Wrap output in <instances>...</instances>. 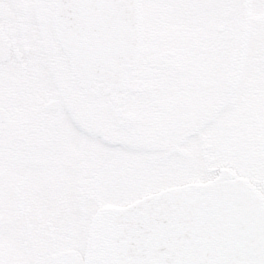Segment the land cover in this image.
<instances>
[{
	"label": "snow or ice",
	"instance_id": "obj_1",
	"mask_svg": "<svg viewBox=\"0 0 264 264\" xmlns=\"http://www.w3.org/2000/svg\"><path fill=\"white\" fill-rule=\"evenodd\" d=\"M189 178L191 239L114 242L105 203ZM0 264H264V0H0Z\"/></svg>",
	"mask_w": 264,
	"mask_h": 264
},
{
	"label": "water",
	"instance_id": "obj_2",
	"mask_svg": "<svg viewBox=\"0 0 264 264\" xmlns=\"http://www.w3.org/2000/svg\"><path fill=\"white\" fill-rule=\"evenodd\" d=\"M180 186L148 194L122 208L108 207L117 213L112 222L114 242L117 244L123 242L128 252L139 254L148 251L163 257L170 253L173 241L191 239L192 233L189 226L197 203L196 193L205 185L196 182ZM247 207L251 210L253 205L249 202ZM143 212L147 213L148 218L146 231L142 234H130L126 231L120 240L122 229L130 225ZM169 224L180 225L179 231H170Z\"/></svg>",
	"mask_w": 264,
	"mask_h": 264
},
{
	"label": "flooded vegetation",
	"instance_id": "obj_3",
	"mask_svg": "<svg viewBox=\"0 0 264 264\" xmlns=\"http://www.w3.org/2000/svg\"><path fill=\"white\" fill-rule=\"evenodd\" d=\"M8 123H9V127L10 128H14L15 127V121L10 120ZM65 125L69 126L70 124H68L67 121H65ZM77 125L81 128V131H82L81 139L84 142H86L88 144V146L90 147V149H91V151L88 153L87 160H86V163H85V171L95 174L98 171V166L101 163H103L105 160L110 159L109 158L110 157V152L109 151H105L103 153L105 158H103V157L100 158L99 155H101V152H102L103 149L109 150V148L105 147V144L106 143H111V140H110V138L107 135L102 134V136L100 138H98L99 139L98 143H96L97 142L95 140L96 138L94 136L90 135L91 131L94 130V129L89 128V127L81 124L80 121L77 122ZM67 128L70 130L69 127H67ZM99 143L101 145H99ZM177 150L180 151L182 149L178 148ZM116 154L118 155V153H116ZM172 185H175V184H172ZM169 186H171V185H166V186L160 187V188L156 189L155 191H157L159 189H162V188L169 187ZM151 192H154V191H151ZM127 193L128 192H126L125 194H127ZM147 193H149V192H147ZM138 198H136V199H138ZM136 199H134L132 201H129V203L135 201ZM110 203H115V204L111 205ZM118 203L119 202H107V203H105L103 205V207L108 208V207H112V206H115V207L125 206L124 204H118Z\"/></svg>",
	"mask_w": 264,
	"mask_h": 264
},
{
	"label": "bare ground",
	"instance_id": "obj_4",
	"mask_svg": "<svg viewBox=\"0 0 264 264\" xmlns=\"http://www.w3.org/2000/svg\"><path fill=\"white\" fill-rule=\"evenodd\" d=\"M147 225H148L147 213L145 212L140 213L130 225L122 229L123 231L121 232L122 234L120 235V240L122 239V236H124L126 231H128L127 233L130 234H135V233L142 234L143 232L146 231Z\"/></svg>",
	"mask_w": 264,
	"mask_h": 264
},
{
	"label": "rangeland",
	"instance_id": "obj_5",
	"mask_svg": "<svg viewBox=\"0 0 264 264\" xmlns=\"http://www.w3.org/2000/svg\"><path fill=\"white\" fill-rule=\"evenodd\" d=\"M79 120H76V123L78 122ZM66 126V125H65ZM66 127H69L70 128V132H72L73 130H72V128H71V125H69V126H66ZM90 135H92V136H94L96 139V143H98V138H97V136H99V138L102 136V133H97V131L96 130H92L91 131V133H90ZM99 145H101L100 143H99ZM105 151H109L110 152V157L109 158H112V157H114V156H116L117 154L116 153H118L116 150H114V149H109V150H107V149H103L102 150V152H101V155H99V157L100 158H105L104 157V155H103V153L105 152ZM138 159V158H137ZM187 181H194V179H191V178H189V179H187V180H185V182H187ZM147 193V192H146ZM145 194V193H144ZM125 196L129 199V201H132V200H134V199H136V198H138V197H140L141 195H137L136 194V192L134 191V190H131V191H128V193L127 194H125ZM111 202V201H110ZM111 205H113V204H115V203H110ZM118 204H122V203H118Z\"/></svg>",
	"mask_w": 264,
	"mask_h": 264
}]
</instances>
